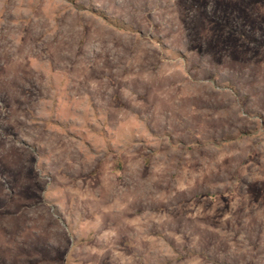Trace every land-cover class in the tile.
Listing matches in <instances>:
<instances>
[{
	"label": "rangeland",
	"instance_id": "1",
	"mask_svg": "<svg viewBox=\"0 0 264 264\" xmlns=\"http://www.w3.org/2000/svg\"><path fill=\"white\" fill-rule=\"evenodd\" d=\"M0 264H264V0H0Z\"/></svg>",
	"mask_w": 264,
	"mask_h": 264
}]
</instances>
